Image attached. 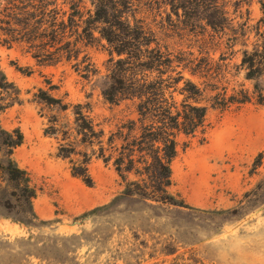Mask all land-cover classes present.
I'll list each match as a JSON object with an SVG mask.
<instances>
[{
    "label": "rangeland",
    "instance_id": "rangeland-1",
    "mask_svg": "<svg viewBox=\"0 0 264 264\" xmlns=\"http://www.w3.org/2000/svg\"><path fill=\"white\" fill-rule=\"evenodd\" d=\"M152 2L142 0L134 17L152 30L160 47L199 57L201 36H214L220 48L206 53L214 61L221 57V35L181 11L177 19L169 0ZM81 7L92 10L89 2ZM241 15L235 23L248 19L249 26L255 25L262 17L257 0H248ZM109 59L104 42L83 50L77 61L54 66L37 64L23 47L0 44V72L14 86L0 91L7 106L0 126L22 134L13 159L36 189V218L18 221L21 208L10 196L12 188L0 180V264H264V107L221 116L212 112L204 142L197 138L184 147L188 141L180 140L169 192L188 208L121 196L115 171L100 160H92L93 184L87 186L71 175L66 160L55 156L56 142L44 136L47 122L53 116L72 118L35 96L41 90L63 104L89 103L95 123L108 131L107 121L123 110L112 109L101 96ZM240 59L239 53L231 65ZM88 65L93 73L84 79ZM227 126L235 135L224 141L220 133ZM259 154L262 163L252 171Z\"/></svg>",
    "mask_w": 264,
    "mask_h": 264
},
{
    "label": "trees",
    "instance_id": "trees-1",
    "mask_svg": "<svg viewBox=\"0 0 264 264\" xmlns=\"http://www.w3.org/2000/svg\"><path fill=\"white\" fill-rule=\"evenodd\" d=\"M83 1L91 4V11H82ZM247 1L221 0L219 6V0H169L177 19L181 11L188 20L198 19L213 35H221L217 61L206 53L220 48L214 36H201L199 57L160 47L152 30L135 20L142 0H0V44L8 49L23 47L37 64L54 66L77 61L83 50L104 42L110 59L108 83L101 96L112 109L123 107L107 121L111 129L106 131L95 123L91 104H63L40 90L35 96L40 103L59 114L70 113L72 118L51 117L44 136L56 142L55 156L66 160L71 175L85 185L93 184L92 160H100L115 171L121 196L188 208L169 192L171 165L180 140L188 141L184 147L197 138L204 142L212 112L221 116L264 107L260 84L264 76V0H257L262 17L253 26L248 19L235 23L237 18L242 20ZM236 47L241 49L235 52ZM239 53L240 63L231 65ZM89 68H83L84 79L93 73ZM9 90L14 86L0 72V91ZM6 109L0 94V116ZM22 143L19 130L6 132L0 126V180L12 188L10 196L21 208L22 218L17 220L29 222L36 218L32 208L36 189L29 173L13 159ZM261 163L259 154L252 171Z\"/></svg>",
    "mask_w": 264,
    "mask_h": 264
},
{
    "label": "bare ground",
    "instance_id": "bare-ground-1",
    "mask_svg": "<svg viewBox=\"0 0 264 264\" xmlns=\"http://www.w3.org/2000/svg\"><path fill=\"white\" fill-rule=\"evenodd\" d=\"M220 135L221 139L224 141H229L235 135V130L232 128V126H227L221 131Z\"/></svg>",
    "mask_w": 264,
    "mask_h": 264
}]
</instances>
